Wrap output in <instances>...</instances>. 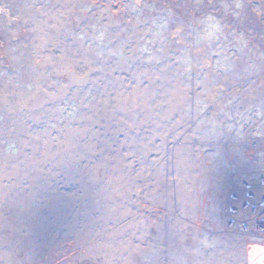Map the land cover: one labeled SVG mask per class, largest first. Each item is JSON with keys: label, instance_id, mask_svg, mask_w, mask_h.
I'll return each instance as SVG.
<instances>
[{"label": "rangeland", "instance_id": "obj_1", "mask_svg": "<svg viewBox=\"0 0 264 264\" xmlns=\"http://www.w3.org/2000/svg\"><path fill=\"white\" fill-rule=\"evenodd\" d=\"M262 182L264 0H0V264H264Z\"/></svg>", "mask_w": 264, "mask_h": 264}, {"label": "built area", "instance_id": "obj_2", "mask_svg": "<svg viewBox=\"0 0 264 264\" xmlns=\"http://www.w3.org/2000/svg\"><path fill=\"white\" fill-rule=\"evenodd\" d=\"M262 186L264 187V182H262L261 183V185H259V187L261 188V189H263L262 188ZM253 189V188H252ZM264 190V189H263ZM247 194V195H246ZM244 196H246L247 197V199L248 200H250L251 201V199H252V201H253V204H250V206H247V204H245V207H243V208H245V210H247V207H250L251 209L252 208H254V210H256L257 211V209L258 208H263L264 207V196H262V199H260L259 201H260V204H257V205H255L254 204V202L256 201V199L258 200L259 198H261V197H256L254 194H251V193H249V192H247ZM254 198V199H253ZM234 200H235V202L238 200V198L236 197V199L234 198ZM247 206V207H246ZM253 206V207H252ZM254 210H253V212H254ZM259 210V209H258ZM248 211V210H247ZM256 223H259V222H257L256 221ZM246 228L248 227V225L247 226H245Z\"/></svg>", "mask_w": 264, "mask_h": 264}]
</instances>
